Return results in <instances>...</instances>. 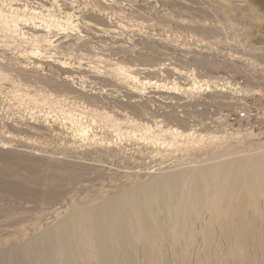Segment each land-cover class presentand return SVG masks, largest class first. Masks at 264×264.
Instances as JSON below:
<instances>
[{
    "label": "rangeland",
    "instance_id": "374dc122",
    "mask_svg": "<svg viewBox=\"0 0 264 264\" xmlns=\"http://www.w3.org/2000/svg\"><path fill=\"white\" fill-rule=\"evenodd\" d=\"M258 155L264 0H0V264H39L35 241L78 205ZM216 195L114 252L264 264V194Z\"/></svg>",
    "mask_w": 264,
    "mask_h": 264
},
{
    "label": "bare ground",
    "instance_id": "6f19581e",
    "mask_svg": "<svg viewBox=\"0 0 264 264\" xmlns=\"http://www.w3.org/2000/svg\"><path fill=\"white\" fill-rule=\"evenodd\" d=\"M248 158L237 157L215 167L207 165L191 172L154 177L118 194L78 205L57 225L53 241L46 235L35 241L40 249L35 263L85 264L89 260L129 264L113 248L124 251L137 243L146 247L156 239L153 225L166 235L167 229L160 226L158 215L164 216L165 223L174 217L194 218L200 209L214 207L217 192L222 193L223 199L234 192L255 197L264 194V155ZM190 221L180 219L179 224Z\"/></svg>",
    "mask_w": 264,
    "mask_h": 264
}]
</instances>
